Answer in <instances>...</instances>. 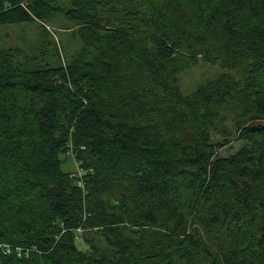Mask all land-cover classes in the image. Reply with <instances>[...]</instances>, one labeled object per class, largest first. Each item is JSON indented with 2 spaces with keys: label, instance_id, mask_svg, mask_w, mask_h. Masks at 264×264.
Here are the masks:
<instances>
[{
  "label": "trees",
  "instance_id": "1",
  "mask_svg": "<svg viewBox=\"0 0 264 264\" xmlns=\"http://www.w3.org/2000/svg\"><path fill=\"white\" fill-rule=\"evenodd\" d=\"M55 1L0 0V26L62 13L86 45L0 50V264H264V0Z\"/></svg>",
  "mask_w": 264,
  "mask_h": 264
},
{
  "label": "rangeland",
  "instance_id": "2",
  "mask_svg": "<svg viewBox=\"0 0 264 264\" xmlns=\"http://www.w3.org/2000/svg\"><path fill=\"white\" fill-rule=\"evenodd\" d=\"M67 0H57L52 6L61 11L69 8ZM78 26L66 19L61 13L47 21L23 23L0 26V50L18 48L29 60L30 69L49 67H66L68 61L76 59L83 52L86 45L78 36ZM22 58H19V60ZM220 74V69L215 65L204 62L178 75L180 91L183 95L195 92L205 82L213 80ZM231 121V119H229ZM241 143H232L220 150L219 154L226 157L236 152ZM62 170L67 173L75 172V164L69 155H61ZM72 175V174H71ZM77 233V245L80 250H88L80 237V229ZM90 236H86L88 239Z\"/></svg>",
  "mask_w": 264,
  "mask_h": 264
},
{
  "label": "built area",
  "instance_id": "3",
  "mask_svg": "<svg viewBox=\"0 0 264 264\" xmlns=\"http://www.w3.org/2000/svg\"><path fill=\"white\" fill-rule=\"evenodd\" d=\"M74 164H75V172L72 173L71 177L75 178L77 180V185L81 188H83V176L88 172L86 169H84L81 166V162H78L76 160H74Z\"/></svg>",
  "mask_w": 264,
  "mask_h": 264
}]
</instances>
